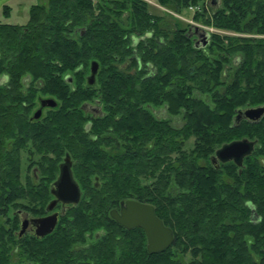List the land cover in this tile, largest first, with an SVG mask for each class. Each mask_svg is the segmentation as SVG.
<instances>
[{
	"label": "trees",
	"instance_id": "1",
	"mask_svg": "<svg viewBox=\"0 0 264 264\" xmlns=\"http://www.w3.org/2000/svg\"><path fill=\"white\" fill-rule=\"evenodd\" d=\"M126 1L131 4L132 21L140 29L129 31L121 26L117 17L125 7L115 0H48L47 4L31 7L25 25L0 22V77L6 81L0 86V207L5 210L12 205L21 189L17 183L20 165L8 154L9 144L19 146L31 134V144H39L42 149L62 143L74 149L75 144L87 143L88 134L90 142L79 152V158L86 160L87 171L103 175L110 197L133 192L132 199L153 205L176 237L168 250L150 255L145 248V232L139 228L127 230L109 215L106 218L108 197L91 193L82 211L73 210L76 234L82 235L84 226L102 227L105 232L99 234L110 245L117 243V236L125 237L120 259L107 245L93 251L99 260L96 264H201L184 256L197 244L206 246L208 263L231 264L233 259L241 264H264V117L258 123L243 120L239 125L234 120L237 110L243 108L238 106L242 96L256 91L253 99L261 104L249 106L264 105V39H245L240 49L217 47L213 61L205 52L211 40L205 48H197L190 35L180 29L172 36L168 25H151L155 27L149 30L147 3ZM225 4L213 17L219 22L217 26L238 32L255 28L264 34V0H226ZM227 9L230 16L223 13ZM237 51L246 53V60L222 94L218 89L223 84L221 76ZM258 56L260 61L255 59ZM125 57L129 58V68L137 67L135 73H126L117 64ZM94 61L100 65L95 85L100 76L102 90L91 102L86 98L87 90L74 89V78L84 80ZM68 75H72V83L66 79ZM39 79L47 83L42 84L45 93L67 101V109L44 123L39 124L40 120L37 126L25 127L35 88L25 94L24 82ZM97 100L102 115L91 117L82 107ZM57 103L55 109L60 108ZM160 107L173 117L182 115L184 125L176 129L169 118L158 117L155 110ZM81 112L90 118L85 119ZM240 128L245 136L238 134ZM94 129H99V134H93ZM119 138L130 143L123 150L114 149L113 154H107L108 145L95 144L97 140L106 143ZM191 139L193 148L189 151L187 143ZM242 139L255 142L253 153L242 167L234 162L217 167L213 155L211 163L200 165V160H209V153ZM66 153L73 161L71 153ZM222 166L230 169L227 180L220 176ZM73 173L80 185L74 162ZM145 177L149 181L143 187ZM253 211L260 218L258 222L252 220ZM221 227L224 230L218 232ZM12 234L4 227L0 230V264H8L6 238ZM175 250L183 254L169 256ZM251 250L259 257L254 262L248 258Z\"/></svg>",
	"mask_w": 264,
	"mask_h": 264
},
{
	"label": "rangeland",
	"instance_id": "2",
	"mask_svg": "<svg viewBox=\"0 0 264 264\" xmlns=\"http://www.w3.org/2000/svg\"><path fill=\"white\" fill-rule=\"evenodd\" d=\"M115 1H119L118 3H120L121 6L125 7V8H123L121 15L117 17V21L121 24V26L128 29L129 31H131L132 28L133 29H135V28L140 29V27L136 26L135 23L132 21L133 20L132 19L133 18V15H132L133 11L131 10V4L129 2H127L126 0H115ZM142 1L147 3V6H148L147 13H149L148 15L151 17V19L149 20V22H150L149 30L150 29L152 30L155 27V26L153 27L151 25H160V26H164V28H166L165 25H168L169 26L168 29L170 30L171 36L178 29L184 31L183 33H185L186 36L194 35L196 32V29L198 27L204 31H207L212 37H211L210 47H208L205 52H206L207 56L211 58V60L217 58L216 57L217 47L218 48H220V46H222L224 48L235 47L236 49H240V44L243 45V43H244L243 41L245 39L246 40L248 38H251V39L254 38L255 40L264 39V34L259 33L258 30L255 28H253L252 30H247L246 32H238L237 30H234V29H230V28L226 29V28H222V27L217 26V24H219V22L214 21L213 17H215L219 13V11L217 10V8H214L211 6L212 0H192V3L191 2L185 3V1H187V0H178V1L172 0L171 3L170 2L165 3V2H163V0H142ZM225 1L226 0H220V5H222V7H223L222 9H224V7H226ZM255 1H257V0H255ZM118 9H119V11H121V9L119 7H118ZM116 13H119V12H116ZM116 13L114 14V16H117ZM223 13L227 16L231 15V12L228 9L225 10ZM251 17L252 16L249 14L248 18H251ZM247 21L243 22V25H245V23H247ZM17 22L19 24L26 23V21H25V19H23L22 15L17 18ZM163 23H164V25H161ZM222 23L227 24L228 22L222 21ZM144 31H148V30L145 28ZM145 33H143L142 35L144 36ZM195 37L198 38V36H196V35H195ZM195 39L196 38L192 39V42L194 44L196 42ZM246 55H247L246 53L239 52V51L233 53V56L231 57V60H230L231 63L229 65L225 66L226 68H225V70L221 76V81L223 84L221 86H218V89L222 92V94L227 92V88H228V86H230V83L233 81L236 72L242 68V66L244 64L243 62H245V60H246ZM128 59L129 58L125 57L122 62H119L117 64H120L121 69L124 70L126 73H132V72L135 73V70L137 69V67L133 66V67L129 68L128 63L126 62V60H128ZM255 59H256V61L257 60L260 61L261 58L258 56ZM90 73H91V70L89 68V71L87 72L84 80H81V78L76 76L74 78V89L82 88V89L87 90V92H85V94L87 95L86 98L91 100V102H94L95 97L100 96V93L102 90V84L100 83V76H99L97 78V84L90 88L88 86V82H87V79L90 76ZM44 81L45 80H42V79H39L35 82H33L31 80L30 82H24L25 86H23L25 94H27V93L29 94V89L32 86L35 88V92H34L35 97H34V100H32L33 106H32V109H30V111L28 112V113H30L29 114L30 116L33 114V112H35L37 109L40 108L39 100L41 98L44 99V98L53 97L57 101H59V103H60L59 109H52V108L45 109L44 117L40 121L39 124L44 123L46 119H50V118L53 119L54 115L58 114L57 113L58 111L62 110L61 112H64L67 109V101L62 99L60 96H56V95L50 94V93H45L43 91L44 86H42V84L45 83ZM45 84H47V83H45ZM67 86L68 85L65 84V87H67ZM67 89H69L68 94L70 95L71 94L70 86ZM255 92L252 95L249 94L248 96H242L243 100L239 102L238 106H242L243 109H246V108L250 107L249 105L261 104V103L256 101L257 98H256V100L253 99V95L255 94ZM197 94H200V93H197ZM262 103H264V102H262ZM107 108H108V106L104 104L105 111H107ZM155 113L160 118H169L171 125L176 129H180L185 123L182 115L173 117L163 107L157 108L155 110ZM108 114L110 115V112L107 113V116H108ZM81 115L85 119L90 118V116L85 114V113L81 112ZM72 122H75V120L74 121L72 120ZM102 125L99 127L101 128ZM84 127H85V124H83L81 126L82 132H84ZM104 127H106V126L104 125ZM98 130L94 129V131H92V133L97 135V134H99ZM243 132L244 131L242 128H240L238 130V134L239 135L241 134L240 136L246 135ZM102 133H103L102 135H104V136L106 135L104 132H102ZM234 134H236V133H234ZM83 135H85V134L83 133ZM86 137H87V140H86L87 143L86 144H84V143L75 144L74 149L67 147L64 143H62V144H64V147L62 144L59 145L58 147H56L55 148L56 149L55 155H52L50 153L51 150L49 148L48 149H44V148L42 149L41 148V153H46L47 156L51 157V158H46L47 156L45 157L43 154H39V155H37L38 159H26L27 153H25V155L23 154L24 155L23 159H17V161L19 162V165H20L19 181L17 179L18 187H19V185L26 184L25 186L27 187V191L19 190L18 199L15 200L14 202H12L13 204L10 205L11 208H10V210H8V211H10L9 217L11 219H13L10 222V224L7 221L8 218L5 217L4 215L0 214V230L3 227L6 229L10 228V229H12L10 232L13 233L10 236L11 240H9L7 242V245L5 247V249L7 250L8 264H28V263L29 264H39L38 263L39 260H35V258L33 256H30V255H28V256L24 255L23 256V255L17 253L18 248L21 246L19 244V241L14 236V231H17V229H18V220H17V216H14V212L23 203L34 204V203H37V201H40V203L42 204V208L44 209V206H46L48 204V202L52 199V196L49 193V188L51 187V185H53L54 181L58 178L59 164L63 161L66 152H69L72 155L73 162H74L75 175L77 176V178L80 182L81 188L84 190L83 203L79 206L78 209L73 208L72 210L82 211L83 206H85V204L88 202V199L91 195V193L88 192L89 189H95V192H93V193H96V194L101 193V194L105 195L104 196L105 198L108 197L109 203H107L108 206H107V209L105 210V217L106 218H108L110 208L117 207L121 200L134 198V197H132L134 195L133 192L129 193V195L123 194L120 197L118 196V198H115L114 196L110 197L109 194H107L108 190L105 187L106 182L103 178V175H101L99 172H92L90 170L87 171L88 170L87 165H85L86 160L79 158L80 153H82V151L84 150L86 145H88V141L90 140V136L88 134L86 135ZM241 138L242 137H240L238 139H241ZM128 141L123 140L122 138H119L118 141H115V142L108 141L106 143L104 141H98L97 140V142L95 144L99 147H100V145H108V147L106 146L107 154H113L114 149H121L123 146L126 145V143H130ZM187 144H188L187 147L190 148L191 145L193 144V140L191 139L190 143L188 142ZM192 148H190L189 151ZM75 149H77V150H75ZM121 150H123V148ZM215 153H216V151H214L212 154L209 153V155H208L209 160H207V159L200 160V162H199L200 165L204 166V165H207V163H211V161H210L211 157L210 156H212V155L215 156ZM184 154L190 155L191 153H184ZM36 174L38 176L37 181L34 180L35 179L34 176ZM229 174H230V169L229 168L226 169L222 166L220 176L227 180V179H229V177H231ZM148 181H149L148 177L147 178L145 177L142 179L143 187H144V185L148 184ZM88 182H89V184H91L90 186H89ZM98 185H99V187H98ZM35 188L39 189L38 194L34 192ZM239 201H240V199H239ZM0 211H2V213H3L4 209L0 207ZM87 212L91 214L92 210H87ZM16 221H17V224H16ZM68 226H70L69 223H68ZM72 227L73 226H70V228H72ZM84 228H86V229H81L82 235L79 234L78 238L81 237L80 243H85V244H87V243L96 244L97 241L94 237L95 234L105 232V229L102 227H92L90 229L89 227L84 226ZM219 230L223 231L224 229L222 230V227L219 229L217 228L218 232H219ZM88 233L90 235V239H87ZM230 233H232V232H230ZM245 245H247V244H245ZM146 246H147V239H146V243H145V248H146ZM252 247L253 246H251V247L249 246V248H252ZM196 249H197V251H196ZM89 251L91 254L93 250H89ZM188 251H189V253L184 255L187 261L194 259V260L200 262L201 264H204V262H205V264H218V263H212V262L208 263V258H210V257L208 256L205 245L197 244V246L189 248ZM227 251H229V249ZM179 252L183 254L182 250H180V251L175 250V253L169 254V256L174 257V255H180ZM182 254H181V256H182ZM248 258H250L252 260V262H254V260L259 259L258 255L256 253H254L252 250L250 251V256ZM219 264H230V263L223 262V263H219ZM231 264H241V263L236 262L235 260L232 259Z\"/></svg>",
	"mask_w": 264,
	"mask_h": 264
},
{
	"label": "water",
	"instance_id": "3",
	"mask_svg": "<svg viewBox=\"0 0 264 264\" xmlns=\"http://www.w3.org/2000/svg\"><path fill=\"white\" fill-rule=\"evenodd\" d=\"M211 6L218 8L220 6V0H212ZM200 32V40L195 43L197 48H205L210 42V34L207 31L196 29ZM100 65L94 61L91 65V73L88 77V85L93 86L96 83V77L99 72ZM69 83H72V75L66 77ZM42 108L51 107L56 108L58 103L53 98L43 99ZM97 106H93L92 103H85L82 109L88 112L91 109H98L101 111L102 107L100 101H96ZM42 108L39 109L35 118H40L42 114ZM95 113V116L99 115ZM264 117V105L256 107H248L246 109L240 108L237 110L235 117V123L239 125L243 120H247L251 123H258ZM90 125L87 127L89 128ZM255 148V142L248 139H242L233 141L231 143L223 145L212 157L213 163L219 167L220 163L234 162L239 167L243 166L246 157L250 156ZM56 200L53 201L48 210H53L55 205L60 201L64 205H77L79 204L82 196L81 187L76 181L73 173V161L69 155L65 158L64 162L60 166V176L55 182L53 191ZM111 217L120 226L127 230L142 229L145 232L147 238V251L150 254H158L168 250L175 242V234L172 228L165 225L164 221L157 215L156 209L153 205L145 202H141L136 199H128L121 203L120 211L114 209L111 211ZM252 220L258 222L260 220L256 211H253ZM38 225V233L40 236L50 234L55 229L58 222V214L51 215L42 219L34 221Z\"/></svg>",
	"mask_w": 264,
	"mask_h": 264
},
{
	"label": "flooded vegetation",
	"instance_id": "4",
	"mask_svg": "<svg viewBox=\"0 0 264 264\" xmlns=\"http://www.w3.org/2000/svg\"><path fill=\"white\" fill-rule=\"evenodd\" d=\"M195 35L198 36V38L195 37ZM200 37H201L200 32H198L197 30H196L194 35L190 36L191 39L196 38L195 39L196 42L198 40H200ZM210 40H211V38H210ZM87 82H88V79H87ZM5 83H6V81L2 77H0V86L4 85ZM44 99H47V98H44ZM42 100H43L42 98L39 100V103H40L39 109L42 108V102H41ZM92 105L97 106L96 102L92 103ZM47 108H51V107L42 108V114H41L40 118H38V119L35 118V114L39 109H37L35 112H33V114L28 117V123L25 125V127L37 126L35 124H37V122H39L40 120L43 119L44 111ZM52 109H55V108H52ZM86 113L90 114L91 117H96L97 115L95 116V113L101 114V111H99L98 109H91L90 108V110ZM19 134H22V133H19ZM6 136L8 138H10L12 135L6 134ZM30 138L32 139L31 134H27V139L25 140L26 142L23 141V143L21 145H19V146L14 145L13 147H11V144H9L8 145L9 148L7 149L8 154L13 155L14 156L13 158H16V159H23L25 153H27L26 159H38L37 155H39V154H43L46 157L47 156L46 153H41L40 145L39 144L32 145ZM50 150H51L50 153L52 155L56 154V149L54 147H51ZM67 155H69V154L65 153V157H64L63 161L59 164L58 178L60 176V166L64 162ZM46 158H51V157L47 156ZM34 177H35L34 180L37 181L38 180L37 174ZM57 179L54 181L53 185H51V187L49 188V193L52 196V199L48 202V204L46 206H44V209L42 208V204L40 203V201H37V203H34V204L23 203V204H21V206L17 210H15L14 216H17L18 229H17V231H14V236L19 241V244L21 246L18 248L17 253H19L23 256L24 255L28 256V255H31V253H34V258H35V260H39L38 261L39 264H96L97 261H99V260H98V258L93 256V251L104 249L108 245V246H111L114 249V251L116 252L117 256H115V257L117 259H120V255H119L120 249H122V247H123L121 242H122V239H123V241H125V237L122 238L121 236H119V237L117 236L116 237L117 243L114 245L113 244L110 245V244H105L106 241H105L104 236H101L100 234H95L94 237L97 241L96 244H94V243H87V244L80 243L81 237H79V238L76 237L79 234H76L77 230L73 226V221L76 218V214L72 210L73 208H75V209L79 208V206H80L79 204H77L78 206L73 205V204L72 205H64L62 202L59 201L55 205L53 210H51V211L48 210L49 205L53 201L56 200V197L54 196L53 191H54L55 182L57 181ZM25 185L26 184L20 185L21 186L20 190L27 191V187ZM34 192L38 194L39 189L35 188ZM81 192H82V196H81L80 202L84 199V190L82 188H81ZM88 192L93 193V192H95V189H89ZM129 199H131V198H129ZM90 200H91V198L89 197L88 201H90ZM126 200H128V199H126ZM126 200H121L117 207L110 209L109 216L111 219H112L111 211L114 209L120 211L121 203L126 201ZM8 210H10L9 205L3 211V213H4L3 215L8 218L7 221L10 224V222L13 219H11L9 217L10 211H8ZM54 214H58V222H57L55 229L50 234H47L45 236H40L38 233V225L35 224L34 221L37 219L49 217V216L54 215ZM78 215L79 214H77V216ZM98 216L101 217L100 214ZM104 216H105V213H104ZM68 223L70 226L72 224L73 227L70 228V226H68ZM16 224H17V221H16ZM6 230H7V233H10V231L12 229L7 228ZM71 234H73L75 236L71 237ZM87 239H90L89 233L87 234ZM6 240L8 242L9 240H11V237L10 236H9V238L7 237ZM100 241L104 242V243H101ZM54 244H56L58 247L55 248ZM146 249H147V246H146ZM89 250H93L91 254H90ZM161 253H163V252H161Z\"/></svg>",
	"mask_w": 264,
	"mask_h": 264
},
{
	"label": "crops",
	"instance_id": "5",
	"mask_svg": "<svg viewBox=\"0 0 264 264\" xmlns=\"http://www.w3.org/2000/svg\"><path fill=\"white\" fill-rule=\"evenodd\" d=\"M48 0H0V22L25 25L29 20L32 6L47 4ZM23 16L26 23L19 24L17 18Z\"/></svg>",
	"mask_w": 264,
	"mask_h": 264
},
{
	"label": "built area",
	"instance_id": "6",
	"mask_svg": "<svg viewBox=\"0 0 264 264\" xmlns=\"http://www.w3.org/2000/svg\"><path fill=\"white\" fill-rule=\"evenodd\" d=\"M92 1L96 2L97 0H92Z\"/></svg>",
	"mask_w": 264,
	"mask_h": 264
}]
</instances>
